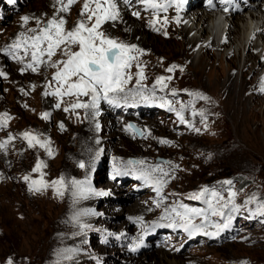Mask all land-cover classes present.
I'll list each match as a JSON object with an SVG mask.
<instances>
[{
    "label": "rangeland",
    "instance_id": "374dc122",
    "mask_svg": "<svg viewBox=\"0 0 264 264\" xmlns=\"http://www.w3.org/2000/svg\"><path fill=\"white\" fill-rule=\"evenodd\" d=\"M251 1L257 5L242 13L249 15L255 10L260 18L250 25L246 39L242 36L225 45L224 66L228 65L231 52L242 66L251 42L264 49V38L255 37V29L264 22L260 8L264 0ZM115 2L129 6L130 11L134 9L143 13V10L136 9L137 5L126 0ZM172 2L174 6L177 4L176 0ZM64 3L67 4V0ZM83 4L84 0H77L70 11L61 12L57 0H0V72L5 73L0 76V114L7 113L10 117L6 125L0 126V144L4 145L0 147V214L3 212L5 220L14 225L20 223V215H27L40 224L37 232L24 237L21 255L30 264H264V215L257 211L264 204V153L255 154L253 144H234L231 128L227 129L228 136L220 134L218 126L210 124L202 113L199 95L190 96L179 86L163 90L144 85V95L152 96L153 102H140L139 96L134 99L130 96L127 105L121 103L115 107L101 100L99 115L93 119L88 109L64 111L76 102L75 97L65 96L61 103L60 98L45 95L58 86L54 80L57 68L50 64L67 58L61 51H57L51 61L47 55L42 57L44 63L36 72L31 69L22 71L31 62V50L26 55L23 48L12 49L23 57L22 60L13 59L5 51L21 33L32 36L35 34L32 29L38 32L53 17H63L67 21L66 30H70L80 20ZM174 9L158 13L148 8L146 13L161 15L159 20L167 22L175 14ZM199 10L194 6L189 8L185 28L197 24L193 16L201 13ZM120 14L124 17L122 12ZM24 16L30 18L27 23L23 21ZM234 17L238 14L217 24V33L205 35L194 52L195 62L206 44L227 39L228 26ZM213 20L215 22L214 17ZM209 23L213 26L212 21ZM105 26L107 36L111 34L115 40L124 43L120 23L109 21ZM153 33L155 37L166 38L162 31L154 30ZM199 34L196 30L192 36ZM156 38L153 43L160 44ZM78 50V46H71V51ZM157 72L155 81L162 76ZM260 75L264 78V69ZM136 88L138 85L135 84L132 89ZM256 91L260 90L252 91L253 99L258 95L257 98L264 103V91L259 94ZM79 99L88 102L91 97L81 96ZM168 101L174 111L160 106ZM57 103H61L59 108L55 107ZM177 111H182L188 123L180 121ZM45 112L50 114L48 119L43 118ZM143 119L149 120L150 126L154 127L156 138L153 142H150L152 133L141 124ZM128 124L145 135L127 130ZM197 126L201 127L200 137L207 147L195 143L190 147L196 151L191 152L188 141ZM25 132L48 141L52 155H49L48 148L30 147L23 137ZM121 133L132 137L135 142L129 144L120 140L116 134ZM262 133L259 134L264 146ZM169 138L177 143L170 142ZM184 139L186 146H177ZM162 140L170 143H162ZM181 150L186 154L183 155ZM128 160H143L145 163L127 166ZM40 161L46 166L40 172L34 171ZM81 162L84 168L79 166ZM156 165L168 172V176L152 172ZM114 166L120 167L121 171L127 168L129 174L115 175ZM142 170L167 180L161 193L155 191L154 185L138 179ZM26 176L30 179L25 180ZM41 178L49 187L35 191L32 181ZM60 178L64 180L63 195L51 186ZM74 180L85 182L92 191L87 195H74L77 192V186L72 183ZM227 180L232 184L223 183ZM205 187L223 197L217 207L228 202L230 192L235 191L237 195L233 202L240 206V210L231 212L230 204L223 209V217L212 215L210 211L207 220L196 217L194 222L202 224L203 231L194 234L180 228L160 226L170 222L162 219L165 208L183 204L207 210L204 199L190 198L192 193ZM205 199H211L210 194ZM122 205H133L134 208L124 211ZM112 206L115 210L110 212ZM229 215L232 216L230 226L219 235L205 234L217 231L215 225L225 223ZM137 244L139 247H135ZM164 252L167 254L162 255Z\"/></svg>",
    "mask_w": 264,
    "mask_h": 264
},
{
    "label": "snow or ice",
    "instance_id": "6c2138e0",
    "mask_svg": "<svg viewBox=\"0 0 264 264\" xmlns=\"http://www.w3.org/2000/svg\"><path fill=\"white\" fill-rule=\"evenodd\" d=\"M9 2H12V0H9ZM140 2L147 8L167 10V5L158 3L157 0H140ZM176 2L177 10H179V7L183 4V0H176ZM224 2L228 3L229 0H224ZM57 3L61 5V12H68L71 6L77 3V0H67V4L64 3V0H57ZM208 3L212 5V0H208ZM133 15L139 16L140 13L134 12ZM80 17V20L70 30H66L65 25L67 21L63 17L59 19L53 17L48 20L46 26L41 28L38 32L36 29H32L31 31L35 33L34 35L25 36L21 33L17 40L5 51L13 59L22 60L23 57L18 56L12 49L23 48L26 55L29 53V50H31V62H29L22 71L28 69H31L33 72L38 71V66L44 63L42 57L47 55L48 60L51 61L52 57L57 54V51H61L67 57L65 60L50 64L51 67L57 68V71L54 73V80L58 86L51 93H45V95H53L60 98L61 103L65 96L75 97L76 102L64 108L65 112L80 108L88 109L94 119L99 115L98 108L101 100L115 107H119L121 103L127 105L130 96L133 97V99L135 96H139L140 102H153L152 96L144 95L145 88L141 81L145 80L146 76L144 74V68L140 64H137L139 71L136 73L138 77L136 85H138V88L131 89L126 87L133 79L128 70L131 69L133 62L137 60V56L132 53L136 52L142 55L143 50L138 49L135 45L118 42L106 36L105 33L100 30L105 23L109 21L114 22L119 18V11L115 0H84L83 7L80 11ZM29 19L28 16L23 17L25 23H27ZM157 31H159V29H157ZM74 45L79 47L78 51H71V46ZM177 67L178 66L173 65L169 67L167 71L173 72ZM4 75L5 73L0 72V76ZM171 79V76H160L156 80V85L164 89L167 87L166 82ZM49 87H51V83H49ZM154 90L155 89L152 91L154 92ZM81 96H90L91 99L88 102H82L79 99ZM200 98L207 99V97ZM61 103H57L55 107L59 108ZM170 105L171 101H168L160 106L169 107V110L174 111L175 109H172ZM42 115L44 119H48L50 116L47 112ZM176 115L182 123H188L182 111H177ZM193 115H195V113H193ZM8 119H10V117L7 113L0 114V126L6 125ZM97 128H99L98 124ZM126 129L138 132L141 136L145 135L143 131L136 130L132 124H128ZM197 131H199V129H197ZM23 137L27 140L30 147L39 145L41 148H48L49 155H52V151L48 146V141H42L38 136L30 132L23 133ZM161 142L170 143L167 140H162ZM3 146V144H0V147ZM98 155L99 153H97V157ZM95 158L96 157L93 159ZM144 163L143 160H128L126 165H143ZM45 166L46 165L40 161L37 163L34 171L40 172L42 167ZM79 166L81 168L85 167L83 162H81ZM152 172H160L162 176H168V172H165L160 165L154 166ZM114 173L115 175L129 174L127 168L121 171L118 166H114ZM24 179L29 180L30 178L26 176ZM138 179H142L145 183L154 185L157 193H161L167 184V180L162 177H155L150 172L143 170L140 172ZM72 183L77 186V192H75L74 195H87L92 191L90 186H85V182L74 180ZM223 183L231 185L232 181L227 180ZM32 185L35 191H41L49 187V184L42 178L33 180ZM51 186L56 187L57 193L63 195L61 191V188L64 187L63 178L53 181ZM209 194L211 199H205ZM236 195L235 191H231L228 202L217 207L223 197L220 196V193L210 191L205 187L199 192L192 193L190 198L197 200L204 199L205 203L208 205L207 210L189 208L183 204L165 208L162 219H167L170 222L160 226L174 229L180 228L190 234L203 231L202 224H196L194 222L195 218L203 217L204 220H207L209 211L212 215L223 217L225 216L223 209L228 208L230 204L231 212H238L240 206L233 202ZM161 199H163V197H161ZM213 201H216V203H213ZM156 206L159 207L160 203L157 202ZM257 211L261 215H264V204H262ZM231 219L232 216L229 215L225 223L215 225L217 231L205 234L212 236L219 235L221 231L230 226ZM135 247H139V244ZM9 264H11V261H9ZM244 264H247V262H244Z\"/></svg>",
    "mask_w": 264,
    "mask_h": 264
},
{
    "label": "bare ground",
    "instance_id": "6f19581e",
    "mask_svg": "<svg viewBox=\"0 0 264 264\" xmlns=\"http://www.w3.org/2000/svg\"><path fill=\"white\" fill-rule=\"evenodd\" d=\"M202 1H184L185 3L179 7V10H177L176 4L174 6L175 14L167 22L159 20L161 15L146 13L148 12V8L140 0H128L131 5H137L136 9L143 10V13L139 16L133 15L136 10L133 9L130 11L129 6H127L129 7L128 9L123 4H117L119 18L116 22L120 23L123 27L124 43L135 45L138 49L143 50L142 55L136 52L132 53L137 56V60L133 62L131 69L128 70L133 79L126 87L132 89L136 84L138 78L136 73L139 71L137 64H140L144 68L146 79L141 81V83L147 87H159L154 80L157 71L162 76H171L172 79L166 82L167 87L163 90H170L173 87L179 86L180 89L187 92L190 96L196 94L200 97H207V99H201V111L208 118L207 120H210L209 123L218 126L220 134L225 137L228 136L229 130L227 129L231 128L230 133L234 144L238 146L241 143L253 144L252 151L255 150L257 152H253L260 155L264 153L263 142H261L262 138L259 134L260 131L263 132L261 135L264 137V103L260 98H257L259 97L258 95H255L253 99L252 91L258 89L260 90L256 91L258 94L264 91V78L260 75L264 69V49H261L259 45L251 42L250 44L248 43L249 46L245 63L242 66H240L234 52L229 53L227 66H224L222 63L225 45L233 43L234 39H241L242 36L246 39L248 35L247 30H250V25L256 19L260 18L259 14L255 10L251 11L249 15L239 12L238 17H234L228 26L227 39L220 40V42L213 40L206 44L203 48V53L195 62L194 52L203 42L205 35L207 33L210 34L209 32H218V28L213 20V14H205L204 12H197L193 16L196 18L195 21H197L194 27L189 26L185 28L187 22L185 15L187 11L193 6L198 8ZM249 3L250 5L255 4L251 0H249ZM260 8L261 13L264 14V2L260 4ZM120 12L124 14V17ZM210 21L213 22V26L209 25ZM105 24L102 25L101 31L107 36ZM157 29L165 34V39L158 36H156L157 38L155 37L153 31ZM196 30L200 34L194 37L192 34ZM256 34L255 37L261 36L264 38V22L259 26ZM215 36H218V34ZM108 37L115 39L111 34ZM154 38L158 39L160 44L155 45L153 43ZM216 50L220 53H216ZM259 51L260 53H258ZM216 59H218L217 63L215 62ZM173 65L178 67L175 71L168 72L167 69ZM192 106H194L193 103ZM141 124L145 130L152 133L150 142H153L156 135L153 132L154 127L152 128L150 126V121L143 119ZM200 132L201 127L197 126L195 133L188 141V147L199 142L204 147H207L205 143H202ZM116 136H119L118 138L120 140L123 139L129 142V144L135 142L132 140V137L122 133L116 134ZM169 139L170 142L177 143V141L171 138ZM253 139L254 141H252ZM119 143L121 144V142ZM186 143L187 141L184 139L177 146L181 145L185 147ZM123 145L125 146L126 143ZM190 151L193 152L196 150L190 147ZM181 153L185 155L186 151L181 150ZM125 205L121 206V209L124 211L126 209H132V207L134 208L137 204H133L134 206ZM113 209L115 210V207L110 209V212L114 211ZM166 254L167 252L162 253V255ZM139 261L140 259H138V263H140Z\"/></svg>",
    "mask_w": 264,
    "mask_h": 264
},
{
    "label": "trees",
    "instance_id": "16d2710c",
    "mask_svg": "<svg viewBox=\"0 0 264 264\" xmlns=\"http://www.w3.org/2000/svg\"><path fill=\"white\" fill-rule=\"evenodd\" d=\"M20 217V223L14 225L11 221L5 220L3 212L0 214V264H6L9 261L12 264L26 262L20 253L24 237L29 233L37 232L40 224L27 215H20ZM38 256H34V258H38ZM26 264H30V261H27Z\"/></svg>",
    "mask_w": 264,
    "mask_h": 264
}]
</instances>
